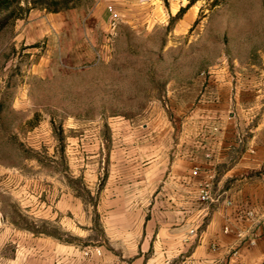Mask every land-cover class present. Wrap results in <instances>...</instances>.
Returning a JSON list of instances; mask_svg holds the SVG:
<instances>
[{
    "label": "rangeland",
    "instance_id": "rangeland-1",
    "mask_svg": "<svg viewBox=\"0 0 264 264\" xmlns=\"http://www.w3.org/2000/svg\"><path fill=\"white\" fill-rule=\"evenodd\" d=\"M189 2L133 0L105 36L107 59L80 65L59 30L91 8L0 16V264L24 234L95 248L101 218L126 215L128 193L108 188L128 171L114 152L149 122L189 134L194 110L222 91L237 137L264 120V0H196L177 19Z\"/></svg>",
    "mask_w": 264,
    "mask_h": 264
},
{
    "label": "crops",
    "instance_id": "crops-1",
    "mask_svg": "<svg viewBox=\"0 0 264 264\" xmlns=\"http://www.w3.org/2000/svg\"><path fill=\"white\" fill-rule=\"evenodd\" d=\"M110 4L119 13L134 7L133 0H94L78 25L71 19L59 30L69 64L91 62L95 51L107 57ZM217 96L194 110L189 134L173 138L151 121L143 136L118 147L114 155L128 171L108 188L128 193L126 215L101 218L109 226L95 248L24 234L31 242L18 244L5 264H264V120L237 137L229 94ZM205 185L209 201L200 200Z\"/></svg>",
    "mask_w": 264,
    "mask_h": 264
},
{
    "label": "trees",
    "instance_id": "trees-1",
    "mask_svg": "<svg viewBox=\"0 0 264 264\" xmlns=\"http://www.w3.org/2000/svg\"><path fill=\"white\" fill-rule=\"evenodd\" d=\"M196 2V0H190L189 4L180 9L176 18L180 19L186 10ZM94 5V0H29L26 8L21 6V0H0V16L5 14V18H9L15 15L18 10L29 13L31 10L38 9L47 11L50 13H60L63 11L73 9H90ZM4 23V20H0V25Z\"/></svg>",
    "mask_w": 264,
    "mask_h": 264
},
{
    "label": "built area",
    "instance_id": "built-area-1",
    "mask_svg": "<svg viewBox=\"0 0 264 264\" xmlns=\"http://www.w3.org/2000/svg\"><path fill=\"white\" fill-rule=\"evenodd\" d=\"M108 14V30L110 36H113L117 30L120 21V13L117 11L114 5L110 4L106 7ZM212 199L210 185H205L200 192L201 201H209Z\"/></svg>",
    "mask_w": 264,
    "mask_h": 264
}]
</instances>
